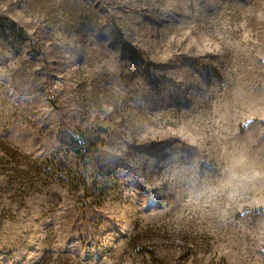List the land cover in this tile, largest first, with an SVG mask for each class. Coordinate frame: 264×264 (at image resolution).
<instances>
[{"label": "rangeland", "instance_id": "374dc122", "mask_svg": "<svg viewBox=\"0 0 264 264\" xmlns=\"http://www.w3.org/2000/svg\"><path fill=\"white\" fill-rule=\"evenodd\" d=\"M0 17V264H264V0Z\"/></svg>", "mask_w": 264, "mask_h": 264}, {"label": "trees", "instance_id": "16d2710c", "mask_svg": "<svg viewBox=\"0 0 264 264\" xmlns=\"http://www.w3.org/2000/svg\"><path fill=\"white\" fill-rule=\"evenodd\" d=\"M6 36H19V37H27V32L17 25L14 21L0 17V32ZM80 157H82L80 155Z\"/></svg>", "mask_w": 264, "mask_h": 264}]
</instances>
